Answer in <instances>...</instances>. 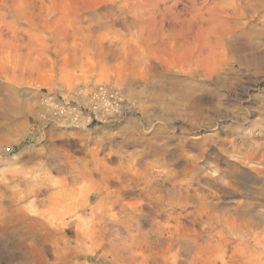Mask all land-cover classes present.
Instances as JSON below:
<instances>
[{"label": "rangeland", "instance_id": "obj_1", "mask_svg": "<svg viewBox=\"0 0 264 264\" xmlns=\"http://www.w3.org/2000/svg\"><path fill=\"white\" fill-rule=\"evenodd\" d=\"M157 1L0 0V264L22 254L45 264H264V215L223 220L209 205L231 204L199 174L264 153L263 22L246 29L229 92L162 62L213 0H180L171 12L175 0ZM12 26L25 57L7 43ZM201 82L218 95L191 108ZM99 84L122 91L113 120L47 114V99L83 101ZM237 177L247 180L239 200L264 202L263 175ZM239 243L244 259L232 256Z\"/></svg>", "mask_w": 264, "mask_h": 264}, {"label": "bare ground", "instance_id": "obj_2", "mask_svg": "<svg viewBox=\"0 0 264 264\" xmlns=\"http://www.w3.org/2000/svg\"><path fill=\"white\" fill-rule=\"evenodd\" d=\"M166 1H168V0H166ZM206 1H209V0H206ZM157 2H154V3H157ZM178 2H180V0H175L173 3L170 2L171 4L169 6H166L165 10L168 12H171V9L174 7V5L177 6L176 4ZM199 2H200V0H199ZM154 3L151 5L154 6ZM161 3H162V1H161ZM192 3L194 5H196L195 0H192ZM210 3H212V5H210L208 7V9L206 8L208 10V16L205 17V13L200 14L202 22L199 23L197 21L198 23L191 29V34L189 36H182L181 35L183 38V41L179 42V44H177L178 41H173L172 46L169 48V50L162 49V52H163L162 62L169 64L171 67H177V69L179 68L182 72H187L186 74H188V78L190 80L212 82L213 84L216 85L217 89H220V90L221 89H227V90L229 89V92H233L237 86L236 78L233 77V75L236 73L235 69L237 66L242 67V63H241L239 57H237V54H238L237 52H238V49H240L239 47L241 45L242 40L244 39L243 36L246 35V29L248 27H250L256 20L261 19L263 22L262 26H261V30H259L257 33L255 32V33L256 34H262L264 32V0H213ZM147 4H149V3H147ZM201 4H203V3L201 2ZM186 5H187V3H186ZM189 5H190V3H189ZM164 6H163V8H164ZM155 7H157V6H155ZM159 7H160V5H159ZM193 7L196 8L195 6H193ZM203 7H207V6L203 5ZM190 8H192V7H190ZM194 8H192V10ZM173 9L175 11V8H173ZM194 11H195V9H194ZM163 12H164V10H163ZM190 12H189V14H190ZM20 13H22V12H20ZM192 13H191V15L194 16L193 14L195 12L193 14ZM24 14H21L20 16L24 17ZM183 14H184V12H183ZM161 15H163V14H161ZM179 16H180V14H179ZM200 17H198V18H200ZM26 18L28 19L29 17L26 16ZM164 18L166 19V16ZM164 18H162V19H164ZM27 19L25 21H27ZM205 20L208 23V25L204 24ZM162 21H164V20H162ZM1 24L0 25L3 26V22H1ZM7 27L8 26H6V28ZM30 27H31V25H30ZM12 28H15V27L14 26H12L11 28L9 27L10 30ZM23 28L26 29L25 27H23ZM252 28H254V26H252ZM15 29H13V30L16 31ZM172 29H173L172 31L174 33H176V29L174 26H172ZM259 29H260V26H259ZM26 30H24L23 32L27 33L28 30L27 31ZM181 31H182V29H181ZM11 32H12V30H11ZM0 33H2V32H0ZM247 33H248V31H247ZM14 35L15 34L13 33L10 36H8L7 43L10 44L9 46H11V48H13L12 51L14 52V54L16 51V52H18L19 55H22V57L23 56L25 57V54H22V50L27 49V48L26 49L24 48V46L26 45L24 43H26V41L25 42L20 41L19 42L20 46H17L15 48V46H14L15 36ZM1 36H3V35L0 34V37ZM1 38L3 41V37H1ZM175 38H176V36H175ZM16 41H19V40L17 39ZM5 44H6V41H5ZM5 44L3 45L4 47H5ZM14 49H15V51H14ZM26 53H27V51H26ZM165 54H167L166 57L164 56ZM19 58H20V60L24 59V58H21L20 56H19ZM26 61L27 60L25 59V62ZM210 84L211 83H209V85ZM207 86H208V84H207ZM207 86L203 82L200 83L199 89H200L201 94L199 95V97H193V95H192L191 108H194V106L196 105V103H198V101H203L207 98L211 99L213 96L218 95V93L214 92L215 89H209L208 90ZM186 105H188V104H186ZM46 111H47V109H46ZM47 114H48V112H47ZM233 129H235V128H233ZM212 140L213 139H210L209 142H211ZM231 147H232L231 150L234 153L235 152H236V154H237V152L241 153V151L237 148V146L235 144H233ZM260 148H261V146H260ZM258 149H259V147H258ZM224 150H222V151H224ZM229 154H230V152H229ZM218 156H220V155L218 154ZM222 156H224V155H222ZM229 156L231 157L233 155H229ZM234 157H236L238 159V162L232 163L233 168H228V169H226V171L223 172L222 170L219 169L218 166H215V167H209V170H206L203 168L204 170H202V172L199 173L200 175H203L204 179L207 180V182H208L207 184L210 187H212L213 189H215V191H216L215 195H214L215 199L217 198L218 200H220L221 198H226L228 203L231 204L230 206H227L224 208L219 207L220 201H217V202H214V203H212L210 205L208 204V205L211 206L212 210H214L219 215V217H221L225 221L230 220L231 217L229 215H234V214H238V215L245 214L248 216H250V215H262L263 216L264 215V202H252L250 200H245V201L239 200L238 197H240V196L246 197L245 196L246 194L243 193V190H245L244 189V187H245L244 183L246 184L247 180L244 178V179H242V181H240V179L237 176L242 175L246 178H249V180L250 179L254 180V178H255L257 180L254 183H258V182L261 183L262 182L261 180L262 179L264 180V153L263 152L261 153V150H255L254 154H247V155L244 154V155H241V157H238V155H236ZM171 164H172V162L167 161L168 166ZM232 165H231V167H232ZM231 169H232V173L231 174L227 173V171L229 172V171H231ZM181 172H183V171L181 170ZM261 175H263V177L260 180L259 177ZM243 181H245V182H243ZM262 183H264V182H262ZM249 185L251 186L252 184H249ZM246 189L248 190V187ZM256 189L260 190L261 191L260 194H262V196H264V188H258L257 187ZM258 190H256V191H258ZM224 191H228L229 196L224 194ZM249 191H250V189H249ZM256 191H254V192H256ZM246 193H248V192H246ZM258 193H259V191H258ZM261 223L262 222H260V221H254L252 219L247 221V225L250 226V228H252V229L255 228L254 226L260 225ZM250 235H252L254 237L253 239L257 240V245L260 244V242H259L260 241L259 240L260 235L258 232H255L254 230H252ZM245 247L246 246L242 245V243H239L236 247H234V250L232 249L233 250L232 256H238V257L240 256L242 258L245 254ZM215 250L217 252H219V251H221V252L226 251L227 252V245H224V244L218 245L215 247ZM223 255H225V254H223ZM223 255H222V259L224 258ZM17 258H21V259H15V258L10 259L7 262V264H45L44 261L42 260V258L30 257L26 254L25 255L24 254L19 255V257H17ZM242 259H244V258H242ZM225 260H223V261H225ZM226 261H225V264H228Z\"/></svg>", "mask_w": 264, "mask_h": 264}, {"label": "built area", "instance_id": "obj_3", "mask_svg": "<svg viewBox=\"0 0 264 264\" xmlns=\"http://www.w3.org/2000/svg\"><path fill=\"white\" fill-rule=\"evenodd\" d=\"M83 92L86 90L81 91L80 95ZM124 106L122 91L108 84H99L89 90L83 101L71 102L58 98L45 101L49 115L77 125L111 121L123 112Z\"/></svg>", "mask_w": 264, "mask_h": 264}]
</instances>
